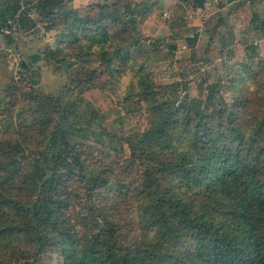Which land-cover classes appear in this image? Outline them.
<instances>
[{"label":"trees","instance_id":"1","mask_svg":"<svg viewBox=\"0 0 264 264\" xmlns=\"http://www.w3.org/2000/svg\"><path fill=\"white\" fill-rule=\"evenodd\" d=\"M72 2L0 1V30L34 27V11L58 33L57 48L31 55L29 68L69 75L61 94H39L32 79L29 90L0 88V264H264V59L241 65L231 104L208 111L185 85L182 97L177 82L155 86L130 48L158 0L85 11ZM129 72L126 96L111 89ZM140 111L146 122L132 128ZM81 121L97 138L72 129ZM115 198L133 209L131 232L112 215Z\"/></svg>","mask_w":264,"mask_h":264},{"label":"rangeland","instance_id":"2","mask_svg":"<svg viewBox=\"0 0 264 264\" xmlns=\"http://www.w3.org/2000/svg\"><path fill=\"white\" fill-rule=\"evenodd\" d=\"M101 2L103 0H73L71 5L85 11L88 5ZM234 4L235 0H158V8L154 14L148 20L140 22L138 30L131 33L132 38L139 40V45L130 47L136 53L138 61L144 64L155 86L166 87L177 82L180 84L179 95L182 97L185 85V98L192 105L207 106L208 111L213 109L214 104H231L233 90L229 87V80L235 78L241 65L255 69L258 58L264 59V40L255 43L254 36L250 34L246 39L240 33L248 25L251 26L250 5L245 2L244 7L237 8ZM30 17L35 19V26L28 30L20 28L19 31L17 24L13 22L9 23L8 30H0V88L13 83L17 85L16 88L22 86V90L27 86L26 90H29V79H32L33 89L39 94H61L69 86V75L65 73V68L58 71L54 66L43 62H38L31 68L28 65L31 55L57 48L60 41L58 33L56 30L46 31L45 25L39 21V16L34 11L30 12ZM221 18L226 26L217 25V20ZM195 34V42L190 43L187 37L191 38ZM221 35L227 37H224V44ZM65 43L66 41L62 44ZM250 44L257 47L256 54L249 50ZM171 45L174 46L172 50ZM21 63L25 66H21ZM96 66L98 68L99 63ZM30 70L34 74L30 75ZM130 74L124 75L119 82L111 80V89L116 88V91L126 96ZM108 76L109 73H104L98 81L108 82ZM216 82H219V86L212 91L211 87ZM101 97L97 94L96 103L106 110L110 105L106 100L103 102ZM83 109V104L79 105L76 115L85 114ZM138 113L132 118V128H141L146 122L144 111ZM62 126L71 128L68 123ZM82 128L86 129L88 138H97V127L88 125L85 121L72 129L77 131ZM118 200L113 199L115 203L112 215L120 220L124 233L131 232L130 222L135 220L133 209L119 204ZM38 264H52V259L42 256Z\"/></svg>","mask_w":264,"mask_h":264},{"label":"crops","instance_id":"3","mask_svg":"<svg viewBox=\"0 0 264 264\" xmlns=\"http://www.w3.org/2000/svg\"><path fill=\"white\" fill-rule=\"evenodd\" d=\"M235 1H236V4H234V6H237V8L239 6L244 7L245 5H243V4L245 2H248V4L250 5V7L252 9V16L250 19L251 26L248 25L247 29L244 28V30L242 32H240L241 35H243L246 39H248L247 36L251 34V36H254V39L256 40L255 43L262 42V40H264V35H261L260 33L264 34V0H242L244 2H242V1L239 2L238 0H235ZM224 4H226V3H224ZM227 4H229V3H227ZM236 13H237V11H235V14ZM227 15L229 16V14H227ZM236 16H237V14H236ZM221 20H224V19L221 18ZM222 25H224V23ZM224 26H226V25H224ZM233 32H234V30H233ZM221 37H222L221 38V40H222L225 36L221 35ZM225 38H227V37H225ZM255 48H256V51H258L256 46H255Z\"/></svg>","mask_w":264,"mask_h":264}]
</instances>
